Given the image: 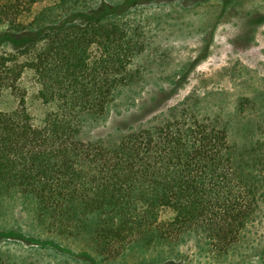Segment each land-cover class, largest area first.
Masks as SVG:
<instances>
[{"label": "trees", "instance_id": "obj_1", "mask_svg": "<svg viewBox=\"0 0 264 264\" xmlns=\"http://www.w3.org/2000/svg\"><path fill=\"white\" fill-rule=\"evenodd\" d=\"M132 5L0 0V203L29 196L38 223L95 264L194 236L225 256L264 200V141L237 148L224 125L186 103L117 139H78L141 77ZM29 74L44 107L36 121Z\"/></svg>", "mask_w": 264, "mask_h": 264}, {"label": "rangeland", "instance_id": "obj_2", "mask_svg": "<svg viewBox=\"0 0 264 264\" xmlns=\"http://www.w3.org/2000/svg\"><path fill=\"white\" fill-rule=\"evenodd\" d=\"M196 1L130 0L127 16L144 34V49L133 59L141 77L120 89L107 114L85 125L79 140L117 139L186 103L195 104L201 117L224 125L228 142L237 148L264 141V24L243 45L245 25L239 20L249 17L244 15L248 7L264 8V0H242L244 10H239V0ZM226 1L230 6L225 11ZM22 83L28 110L34 121L39 120L44 107L34 79L29 74ZM81 250L38 223L29 196L16 194L0 203V259L5 264H95L85 261ZM263 250L264 200L240 244L225 256L194 236L175 245L133 248L98 264H262L258 258Z\"/></svg>", "mask_w": 264, "mask_h": 264}, {"label": "flooded vegetation", "instance_id": "obj_3", "mask_svg": "<svg viewBox=\"0 0 264 264\" xmlns=\"http://www.w3.org/2000/svg\"><path fill=\"white\" fill-rule=\"evenodd\" d=\"M194 3L196 4L197 1ZM242 3L244 2L242 0H239V8H241L239 10L245 9V5L244 4L241 5ZM229 6H230L229 1H226L225 11L229 8ZM244 12H245L244 15H247L249 17L244 21V17L242 15L239 16V20L242 25H245L243 30L244 37L242 38V44L247 45L251 40H253L254 34L258 30V28L264 24V8L260 7V4H258L256 6H253L252 8L250 7L246 8ZM246 25L249 26L247 27ZM260 257L262 261L261 263L264 264V250L260 255Z\"/></svg>", "mask_w": 264, "mask_h": 264}]
</instances>
